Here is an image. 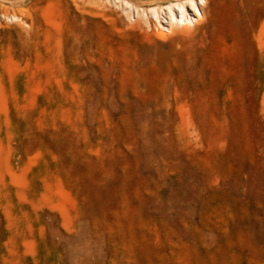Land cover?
Returning a JSON list of instances; mask_svg holds the SVG:
<instances>
[{"label":"rangeland","instance_id":"374dc122","mask_svg":"<svg viewBox=\"0 0 264 264\" xmlns=\"http://www.w3.org/2000/svg\"><path fill=\"white\" fill-rule=\"evenodd\" d=\"M133 1L0 0V264H264V0Z\"/></svg>","mask_w":264,"mask_h":264},{"label":"bare ground","instance_id":"6f19581e","mask_svg":"<svg viewBox=\"0 0 264 264\" xmlns=\"http://www.w3.org/2000/svg\"><path fill=\"white\" fill-rule=\"evenodd\" d=\"M118 1H120L123 4L125 3L126 7L128 8L133 7L135 4L133 0H118ZM209 1L210 0H199V2L198 0H150L151 3L153 2V4L150 5L151 7L150 10L152 15L156 17L158 26L161 25L160 10L163 9L165 10L164 13L167 14L168 16L166 17V19L168 18L166 21L169 23L170 31L171 30L175 31L177 28L179 29L180 27L185 28L186 30L187 28L193 26L196 22L204 19L205 7L207 6ZM117 3H118L117 5H119V2ZM160 4L165 5V7L162 8ZM137 13L139 15V10ZM143 13H145V10H142V14ZM145 14L147 15V12ZM162 26L163 25H161V28L160 27L158 28L161 35H165L164 32L161 30L163 29Z\"/></svg>","mask_w":264,"mask_h":264}]
</instances>
